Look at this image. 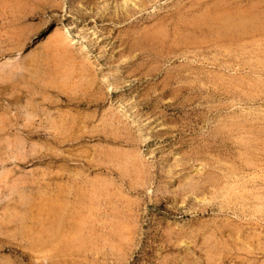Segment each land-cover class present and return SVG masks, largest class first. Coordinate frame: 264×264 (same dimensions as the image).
<instances>
[{
	"label": "rangeland",
	"instance_id": "1",
	"mask_svg": "<svg viewBox=\"0 0 264 264\" xmlns=\"http://www.w3.org/2000/svg\"><path fill=\"white\" fill-rule=\"evenodd\" d=\"M263 9L0 0V264H264Z\"/></svg>",
	"mask_w": 264,
	"mask_h": 264
},
{
	"label": "bare ground",
	"instance_id": "2",
	"mask_svg": "<svg viewBox=\"0 0 264 264\" xmlns=\"http://www.w3.org/2000/svg\"><path fill=\"white\" fill-rule=\"evenodd\" d=\"M257 4V3H256ZM261 7V6H260ZM208 9V8H207ZM261 10V9H260ZM264 10V9H263ZM212 11V10H211ZM222 13V12H221ZM254 14L251 13L250 11L242 12V13H228V14H223L222 15H217L215 17V22L219 23V27L222 28L224 31H228L233 34H237V32H241L242 30L245 29H258L261 27H264V22L263 24L260 23L258 26V21L254 20ZM257 15V14H256ZM260 16V15H259ZM262 16V15H261ZM203 17V16H202ZM205 17V16H204ZM261 18V17H260ZM210 20H213L212 18ZM221 23V24H220ZM247 29V30H248ZM220 30V29H219ZM214 31V30H213ZM259 31V30H258ZM212 32V31H211ZM252 32V31H251ZM230 33V34H231ZM254 33V32H253ZM217 35V34H216ZM226 36V35H225ZM174 38V37H173ZM60 46V45H59ZM65 47V46H64ZM30 68V67H29ZM20 73V72H19ZM33 113V111H32ZM37 113V112H36ZM21 127V126H20ZM101 148V147H100ZM244 180V179H243ZM21 182V181H20ZM76 185V184H75ZM237 190V189H236ZM14 192V191H13ZM50 194V193H49ZM65 196V195H64ZM76 197V196H75ZM55 201V200H54ZM92 203V202H91ZM68 204V203H67ZM82 206V205H81ZM47 213V212H46ZM57 215V214H56ZM63 215V214H62ZM61 225V224H60ZM52 226V225H51ZM54 226V225H53ZM52 226V227H53ZM47 227V226H46ZM54 228V227H53ZM27 229V228H26ZM52 229V228H51ZM57 232L55 235L59 233L61 230V227L57 225ZM62 231V230H61ZM26 234V233H25ZM61 234V233H60ZM59 236V235H58ZM61 237V236H60ZM51 238V237H50ZM82 238V237H81ZM37 249V248H36Z\"/></svg>",
	"mask_w": 264,
	"mask_h": 264
}]
</instances>
